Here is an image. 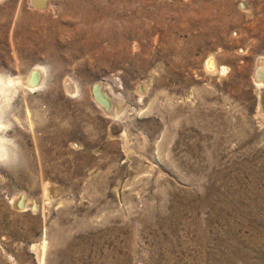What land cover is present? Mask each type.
<instances>
[{
    "label": "rangeland",
    "instance_id": "rangeland-1",
    "mask_svg": "<svg viewBox=\"0 0 264 264\" xmlns=\"http://www.w3.org/2000/svg\"><path fill=\"white\" fill-rule=\"evenodd\" d=\"M259 58L264 0H0V75L45 69L3 112L0 264H264Z\"/></svg>",
    "mask_w": 264,
    "mask_h": 264
},
{
    "label": "bare ground",
    "instance_id": "bare-ground-1",
    "mask_svg": "<svg viewBox=\"0 0 264 264\" xmlns=\"http://www.w3.org/2000/svg\"><path fill=\"white\" fill-rule=\"evenodd\" d=\"M27 1H28V3L31 6H34L35 8H38V9H39L40 4L42 2H44V0H27ZM49 3H51V0L47 1L46 9L48 8ZM214 6H215L214 4L213 5L211 4V7H214ZM40 9H42V8H40ZM103 40L110 41L109 37H106ZM213 56L214 55H208L206 60H205V63H204V68L209 73L216 71V67H217L216 63H215V59L213 58ZM223 66H222L221 70L224 69ZM152 73H153V71H152ZM256 73H257L256 74L257 77L255 79V82L258 83V85L259 84L262 85V83H264V58H259L258 59ZM44 75H45L44 67L43 66H38V65L35 66L31 70L29 77H24V76L11 77L9 75L8 76L0 75V158H9V157L13 156V152L10 149V140L12 138L9 139L10 136L7 137V134L5 133V130H6V127H7V124H8L7 120L3 116V112L5 110V107L9 104L11 96L18 89H20V88H22V89H26V88L32 89L34 87H37V86L41 85V83L43 82V79H44ZM65 81H67V80H65ZM67 88H68L67 90H69V89L77 90L78 86L76 87V82L73 83V82L68 81ZM143 88H145V87H143ZM92 92L94 93V95L96 97H98L100 102H102L104 105H106L105 104V101L107 100L105 98L106 96L110 97L113 100L112 93L107 89V87L104 84H102L100 82H98L95 85H93ZM104 94H106V96ZM105 107H108V106L106 105ZM7 108H9V107L7 106ZM116 113H118V111ZM12 141L13 140H11V142ZM14 147H16V146H14ZM17 204L19 206H22L24 204V200L17 201ZM263 240H261V242ZM255 242L256 241H254V243ZM259 258L264 262V254L262 256H260Z\"/></svg>",
    "mask_w": 264,
    "mask_h": 264
},
{
    "label": "water",
    "instance_id": "water-1",
    "mask_svg": "<svg viewBox=\"0 0 264 264\" xmlns=\"http://www.w3.org/2000/svg\"><path fill=\"white\" fill-rule=\"evenodd\" d=\"M47 1H49V0H44V2H42L41 4H40V6H39V8H45L46 7V3H47ZM97 99H98V97H96ZM98 101L100 102V100L98 99ZM101 104H103L102 102H100ZM106 104V103H105ZM105 106V105H104Z\"/></svg>",
    "mask_w": 264,
    "mask_h": 264
}]
</instances>
